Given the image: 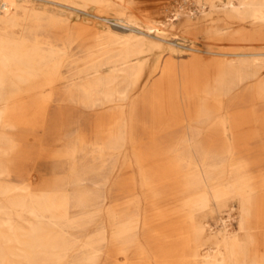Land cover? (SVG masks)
<instances>
[{
    "label": "rangeland",
    "instance_id": "rangeland-1",
    "mask_svg": "<svg viewBox=\"0 0 264 264\" xmlns=\"http://www.w3.org/2000/svg\"><path fill=\"white\" fill-rule=\"evenodd\" d=\"M0 9V264H264V0Z\"/></svg>",
    "mask_w": 264,
    "mask_h": 264
},
{
    "label": "bare ground",
    "instance_id": "bare-ground-1",
    "mask_svg": "<svg viewBox=\"0 0 264 264\" xmlns=\"http://www.w3.org/2000/svg\"><path fill=\"white\" fill-rule=\"evenodd\" d=\"M11 14V12L9 11V10H7V9H0V17H2L3 15H5V16H7V15H10ZM23 16V15H22ZM32 19L31 18H29V17H25V18H23V21H25L26 23H28V26H22V30L24 31L25 29H28V27L29 26H31V23H32V21H31ZM30 24V25H29ZM118 25H119V27L120 28H122V29H126L129 25L127 24V22H125V21H123L122 19H118ZM150 34V33H149ZM2 36V35H1ZM43 44H45V45H47V46H49V52H51V53H54V50H55V48H53V44H51V41H49V40H47V41H43L42 42ZM205 257H206V255H205V253L203 252L202 253Z\"/></svg>",
    "mask_w": 264,
    "mask_h": 264
},
{
    "label": "crops",
    "instance_id": "crops-1",
    "mask_svg": "<svg viewBox=\"0 0 264 264\" xmlns=\"http://www.w3.org/2000/svg\"><path fill=\"white\" fill-rule=\"evenodd\" d=\"M4 16V15H3ZM147 27H152V28H154V29H156L157 27L156 26H154V25H152V24H150L149 26H147ZM205 253V255L207 256V252H204Z\"/></svg>",
    "mask_w": 264,
    "mask_h": 264
}]
</instances>
